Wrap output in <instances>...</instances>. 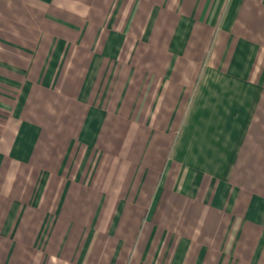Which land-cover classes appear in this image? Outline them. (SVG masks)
<instances>
[{
	"label": "crops",
	"instance_id": "1",
	"mask_svg": "<svg viewBox=\"0 0 264 264\" xmlns=\"http://www.w3.org/2000/svg\"><path fill=\"white\" fill-rule=\"evenodd\" d=\"M0 264H264V0H0Z\"/></svg>",
	"mask_w": 264,
	"mask_h": 264
}]
</instances>
